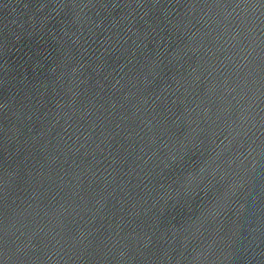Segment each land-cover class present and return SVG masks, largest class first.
Wrapping results in <instances>:
<instances>
[{"label": "water", "instance_id": "1", "mask_svg": "<svg viewBox=\"0 0 264 264\" xmlns=\"http://www.w3.org/2000/svg\"><path fill=\"white\" fill-rule=\"evenodd\" d=\"M0 264H264V0H0Z\"/></svg>", "mask_w": 264, "mask_h": 264}]
</instances>
